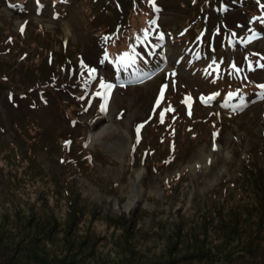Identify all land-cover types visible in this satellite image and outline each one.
Segmentation results:
<instances>
[{"label": "rangeland", "instance_id": "374dc122", "mask_svg": "<svg viewBox=\"0 0 264 264\" xmlns=\"http://www.w3.org/2000/svg\"><path fill=\"white\" fill-rule=\"evenodd\" d=\"M44 1L68 5L0 0V264H250L197 251L215 255L220 242L202 237L203 224L246 205L255 220L253 186L264 191V59L252 55L264 57V38L250 50L222 44L236 32L247 43L243 21L264 2L228 11L230 0H198L196 16L179 0L183 11L161 18L142 0ZM152 22L213 38L214 71L187 56L116 83L105 58L123 62Z\"/></svg>", "mask_w": 264, "mask_h": 264}, {"label": "trees", "instance_id": "16d2710c", "mask_svg": "<svg viewBox=\"0 0 264 264\" xmlns=\"http://www.w3.org/2000/svg\"><path fill=\"white\" fill-rule=\"evenodd\" d=\"M142 1H143L142 3H144L145 7L148 9V11L146 12V16H150L152 13H157L160 16L163 15L168 9L177 8L180 11H183L184 8V5L179 0H169L168 2L155 0L156 5L154 7L152 0H142ZM217 1L218 0H209V3L210 5L217 4ZM236 1L237 0H232V3ZM245 1H250V0H245ZM25 2L26 0H9V4L15 6L23 5L25 4ZM138 2L139 0H135V4H138ZM190 5L195 9L200 10V13H197L196 16L203 15L204 7L202 6L201 2H198V0H190ZM26 8L27 7H25L24 9ZM213 10L216 9L214 8L210 9V11ZM195 12L196 10L192 11V13ZM263 24H264V12H259L258 14H256V16L253 17L252 22L251 24L248 25L249 28L247 30L251 32L257 30L260 35H263L264 34ZM146 30L149 31L140 34L137 37V39H133L131 46L132 51L126 57L122 58L123 62H121L120 65L125 66V72H128L137 67L142 68L145 65V61H148L150 65H154V61L156 59H159V56L162 51L165 52L166 50H168L169 55H171L173 51H175L172 45L173 42H176L177 45H180V48L184 50L183 53V56L185 57L184 59L186 60L188 56V58L190 59V61L193 62V64L201 63L207 59L208 62L209 61L208 53L213 49L215 50V47L218 46V44L213 43V38L210 41V43H205L204 41L202 42L200 38H195L190 34L188 35L187 32L181 31L182 33L185 32L184 37L187 36L189 40H192V42L186 43L183 40L178 39L181 38L180 35H177L173 33L171 30L166 29V27H164L163 25H161L157 30L154 31L160 36H154L150 32L151 28L149 27H147ZM236 36L239 37L237 32H236ZM140 43H143V47L139 51L135 52L133 48ZM166 45L168 46V48L164 49L163 47ZM207 46L208 48H206ZM190 54H192V58H190L189 56ZM218 54L221 59L222 54L220 52ZM216 56L217 54L214 52L213 55L211 56V59L212 57L215 58ZM151 57H153V59ZM211 59L209 61V64L211 63L213 67L215 63ZM258 173L259 171L257 170V168H252V170L249 171V175L253 178H256ZM253 188H254V194L257 195V198L255 199V203L257 204L253 206V208L255 209L254 211L256 213L254 215L255 220H250V218L248 217L249 206L246 205L243 206L237 212H233L231 210L227 211L225 217L219 216L217 228L208 226L210 224L208 225L203 224L200 231L202 237L203 238L210 237V233H214L215 237L213 239L210 238V240H216L219 238L220 242L216 248L215 255H211L209 254V252L204 251L203 249H199L197 251L198 254L200 255L207 254L209 258L214 259V257H216V260H224V259L246 260V256L248 255V258L250 259V264L257 263V261H259L261 264H264V238H262L260 235L262 234V229L264 225V191L259 190L257 185H254ZM221 199L222 202L225 201V197ZM257 206H259V208ZM208 217H211L210 213H208ZM177 237H179V232H177ZM192 239L197 240L198 236L195 234L194 236H192Z\"/></svg>", "mask_w": 264, "mask_h": 264}, {"label": "snow or ice", "instance_id": "6c2138e0", "mask_svg": "<svg viewBox=\"0 0 264 264\" xmlns=\"http://www.w3.org/2000/svg\"><path fill=\"white\" fill-rule=\"evenodd\" d=\"M89 71L92 72V71H94V70H91V69H90ZM107 87L110 88L111 85H108ZM260 87H261V88H264V85H261ZM230 95H231V94H230ZM211 98H212V97H209L208 99H211ZM171 110H172L171 108L168 109V111H171ZM161 119L163 120V113H161ZM137 131H139V127H138ZM65 143L67 144V143H69V142H65Z\"/></svg>", "mask_w": 264, "mask_h": 264}, {"label": "bare ground", "instance_id": "6f19581e", "mask_svg": "<svg viewBox=\"0 0 264 264\" xmlns=\"http://www.w3.org/2000/svg\"><path fill=\"white\" fill-rule=\"evenodd\" d=\"M115 139H116V140H120V141H121V140H122V137L118 135V137H117V138H115ZM120 144H121V142H120ZM121 145H123V149H124L126 144H124V142H122V144H121ZM209 170H210V169H209Z\"/></svg>", "mask_w": 264, "mask_h": 264}]
</instances>
